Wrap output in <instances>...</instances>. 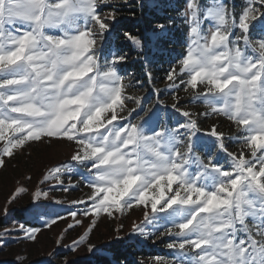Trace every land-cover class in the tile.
Wrapping results in <instances>:
<instances>
[{
	"label": "snow or ice",
	"instance_id": "1",
	"mask_svg": "<svg viewBox=\"0 0 264 264\" xmlns=\"http://www.w3.org/2000/svg\"><path fill=\"white\" fill-rule=\"evenodd\" d=\"M120 14L116 0H0V168L30 142L68 144L71 162L44 179L69 191L76 173L91 190L72 202L84 208L69 213V228L82 224L78 215L111 217L143 206L133 234L167 238L171 251L151 257L152 264H264V0H245L239 13L227 0H185V51L165 77L171 109L184 118L174 127L154 123L164 101L154 111L126 93L131 82L121 66L129 56L110 46ZM174 23H157L154 37H167ZM123 38L143 53L138 36L125 31ZM181 92L207 110H188ZM220 116L235 135L216 124L201 128L200 117ZM200 136L210 144L198 145ZM42 195L48 197L37 191L34 199ZM3 214L10 215L8 207ZM57 219L64 217L45 227ZM19 229L31 241L41 231ZM13 231L5 227L3 235Z\"/></svg>",
	"mask_w": 264,
	"mask_h": 264
},
{
	"label": "rangeland",
	"instance_id": "2",
	"mask_svg": "<svg viewBox=\"0 0 264 264\" xmlns=\"http://www.w3.org/2000/svg\"><path fill=\"white\" fill-rule=\"evenodd\" d=\"M243 1L245 3V0ZM153 2L151 0L150 3ZM118 19L120 23L122 18L118 17ZM130 57L126 64L133 61V56L130 55ZM126 64L121 66L122 70ZM122 75L130 78L125 80L126 85H129L135 77L132 73L123 72ZM128 87H133L132 83ZM148 87L147 84L145 89L139 90L147 92ZM140 91L134 92L132 96L142 97V104L153 105L154 111L157 108V100L164 101V104L168 106L167 108L163 105L159 106L154 123L159 121L162 125L174 127L184 120L171 109L172 103L167 101L173 96L171 90L166 92L165 99H161L158 95V97L153 96L151 92L142 95ZM180 95L186 96L181 99V103H184L183 105L187 106L191 112L199 113L207 110L201 103H191V96L188 93L182 92ZM126 106L132 107L131 102H126ZM213 124L218 125L219 130L226 134H236L231 122L223 116L209 119L200 117L201 128L208 129ZM197 142L198 145L210 144L209 138L204 136H200ZM2 145L3 142H0V147ZM229 146L230 150L239 151L236 143L230 142ZM71 152V147L65 143L49 146L44 143L30 142V146L17 150L13 158H5V167L0 168V264H16L17 260L20 264H66V262L70 264L72 261L92 258L95 254L106 255L108 252L103 249L104 247L125 240L133 242L138 250L145 252L139 257L144 264H152L151 257L170 256L171 251L165 246L167 238L153 242L151 238L145 239L133 234V225L143 223V206H134L122 213L116 212L111 217L106 214L96 217L78 215L76 220L82 221V224L69 228V225L75 224L69 213L71 211L81 213L84 208V205H74L72 202L87 199L91 190L76 173H73L71 184L77 187L69 191H61L55 181H45L44 178L52 167L70 163ZM145 152L147 153V149ZM200 154L206 155L203 150ZM217 156L220 163L227 167L228 161L219 153ZM80 171L83 172V169ZM65 183L67 185V177H65ZM37 191L47 192L48 197L44 198L42 195L39 200H35L34 194ZM14 196L16 199L9 204L8 201ZM4 207L9 209L10 215L7 217L3 214ZM18 212L22 213L20 218H17ZM37 212L43 215L37 216ZM25 215L28 219L23 221L21 218ZM60 216L64 219H57V223L51 228L45 227L47 221ZM19 225H24L25 228H39L41 231L37 233L36 240L31 241L27 239L26 232L19 229ZM5 227L13 228L14 231L9 235H3ZM89 227L92 228L90 233L87 231ZM149 231H151L150 228ZM82 236L86 237L85 243L79 245L75 251H71L73 242L79 241ZM89 244L94 246V251H88Z\"/></svg>",
	"mask_w": 264,
	"mask_h": 264
},
{
	"label": "trees",
	"instance_id": "3",
	"mask_svg": "<svg viewBox=\"0 0 264 264\" xmlns=\"http://www.w3.org/2000/svg\"><path fill=\"white\" fill-rule=\"evenodd\" d=\"M153 1V3H150L151 0H128L129 6H125V0H116L117 4L121 6L119 17L122 18V21L118 23L114 30L110 46L117 50L123 49L129 57L130 55L133 56V61L126 64L123 70L121 69V74L123 72L125 74L132 73L135 76L131 82L133 87L126 88L128 95L132 96L134 92L140 91L139 89H145L148 84L147 92L165 99L166 92L170 91L168 90V82L165 79L166 74L172 63L185 51L183 34L186 32V25L179 16V12L183 11L185 0ZM227 2L230 6L233 4L236 6L237 13L244 4L243 0H227ZM168 20L175 22L172 25L171 33L165 38H155L153 34L155 25ZM125 31L138 36L144 41L143 53H139L131 42L123 38V32ZM149 72L151 73V81L148 76ZM126 79L129 80L130 78ZM165 82L167 83L165 84ZM153 85L154 88H152ZM157 89L160 91L157 92ZM140 92L142 95L147 94L143 90ZM181 98H186V96L183 95ZM167 101L173 103V96ZM21 216L22 213L18 212L17 218ZM21 219L25 221L28 218L25 215ZM103 249L107 250L108 254H95L92 258L72 261L70 264H137V261L141 259L139 257L145 253L138 250L136 244L127 240L112 243Z\"/></svg>",
	"mask_w": 264,
	"mask_h": 264
}]
</instances>
